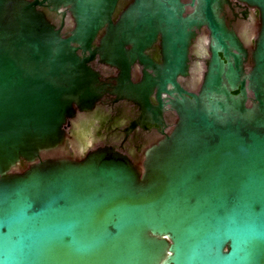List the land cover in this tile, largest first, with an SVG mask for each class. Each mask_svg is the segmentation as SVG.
Segmentation results:
<instances>
[{
  "label": "water",
  "instance_id": "1",
  "mask_svg": "<svg viewBox=\"0 0 264 264\" xmlns=\"http://www.w3.org/2000/svg\"><path fill=\"white\" fill-rule=\"evenodd\" d=\"M58 1L76 19L68 38L35 3L0 0V264H264V0H236L259 10L253 42L246 23L242 41L230 29L229 0H191L190 12L181 0L128 6L110 35L149 46L160 34L163 64L139 50L155 76L134 86L130 65H116L124 77L113 94L152 124L164 104L177 115L140 165L110 147L80 159L89 141L69 155L67 120L105 90L77 50L94 55L118 0ZM201 28L210 62L191 93L177 78Z\"/></svg>",
  "mask_w": 264,
  "mask_h": 264
},
{
  "label": "flooded vegetation",
  "instance_id": "2",
  "mask_svg": "<svg viewBox=\"0 0 264 264\" xmlns=\"http://www.w3.org/2000/svg\"><path fill=\"white\" fill-rule=\"evenodd\" d=\"M26 1L35 3L36 9L42 12L56 29L60 30L63 38L72 36L77 24L70 4L64 5L58 0ZM132 2L133 0H118L110 16V25L105 23L97 31L90 44V51L94 52L92 57L89 51L83 53L82 50H77L79 57H90L87 64L98 74L99 82L105 85V90L102 91L101 97L95 102L91 110L77 112L73 118L67 120L65 147L72 157H75L77 148L86 145L89 141L90 145L80 156V159H84L91 151L110 147L129 158L131 162L140 165L145 159L146 150L160 140L164 134H167L177 120L175 111L169 105L164 104L160 116L161 125L143 121L145 118L151 120L152 115L148 114L143 119V110L139 103L128 99H117V95L113 94L118 81L124 77L123 70L116 65H130L128 79L134 86H139L146 74L151 77L155 76L153 70L145 68L140 59L137 58L139 50L152 64L157 66L163 64V42L160 34L149 46L122 42L120 35H110L121 29L119 24L122 22L125 10ZM181 2L185 4L186 12L192 10L190 7L191 0H181ZM223 14L226 16L227 23L230 24V29L234 30L238 36L241 37L244 30L246 35L253 31L255 36L252 38V42L254 41L260 23L257 8L236 0H229ZM241 24L246 26L244 30L239 31ZM195 33V38L189 46L188 75L177 78L179 85L191 93L199 92L206 67L210 62V34L208 29L201 28ZM109 38H113V40L109 42ZM105 42L108 46L103 47ZM72 45L78 48V45ZM102 53L116 57H102ZM221 59L225 61L222 57ZM137 93L143 92L140 90ZM155 93L156 90L154 89L148 97L149 104L154 108L158 107ZM167 98L163 95V102Z\"/></svg>",
  "mask_w": 264,
  "mask_h": 264
}]
</instances>
